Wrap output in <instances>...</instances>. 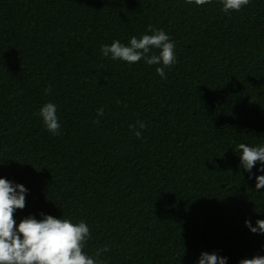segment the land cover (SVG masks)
Here are the masks:
<instances>
[{
	"label": "trees",
	"instance_id": "16d2710c",
	"mask_svg": "<svg viewBox=\"0 0 264 264\" xmlns=\"http://www.w3.org/2000/svg\"><path fill=\"white\" fill-rule=\"evenodd\" d=\"M222 8L221 0H0V178L28 189L17 224L41 213L84 221L83 251L96 259L109 249L100 264L264 256V234L245 226L264 220V188H255L264 172L257 163L249 179L238 151L264 146V0ZM149 25L176 45L166 78L159 65L100 51L151 35ZM48 102L58 135L39 115Z\"/></svg>",
	"mask_w": 264,
	"mask_h": 264
},
{
	"label": "clouds",
	"instance_id": "9594fccd",
	"mask_svg": "<svg viewBox=\"0 0 264 264\" xmlns=\"http://www.w3.org/2000/svg\"><path fill=\"white\" fill-rule=\"evenodd\" d=\"M203 6L211 0H186ZM250 0H221L224 12L240 11ZM151 35L145 34L141 38L131 37L130 43L125 45L114 40L111 45H102L100 51L104 57L136 63L142 59L147 65H159L156 73L166 78L165 69L177 63L175 42L162 29L148 26ZM153 49L159 50L158 54ZM51 92V88L45 90ZM103 109L98 110V115ZM39 115L46 129L53 135L60 132L59 116L54 103L44 104ZM98 122V121H96ZM140 129L145 128L143 122L138 121ZM135 129L136 125H130ZM139 138L142 133L134 131ZM240 166L247 171L249 179L255 175L252 170L260 164L258 171L264 172V146H249L245 143L238 145ZM256 191L264 188V175L255 176ZM28 189L22 184H16L5 178H0V264H100L98 257L102 252L109 251L108 247L97 250L95 256L83 251L91 238V230L84 221L73 223L69 219L56 218L41 213L42 219L29 215L18 224L14 219L16 210H23L26 206ZM245 226L254 234H264V220H257L255 226L250 220ZM227 257L217 253L202 252L198 264H227ZM239 264H264V256H253L251 259H241Z\"/></svg>",
	"mask_w": 264,
	"mask_h": 264
}]
</instances>
